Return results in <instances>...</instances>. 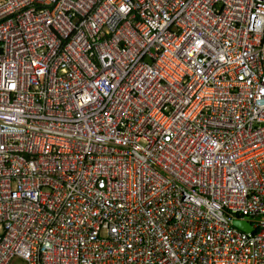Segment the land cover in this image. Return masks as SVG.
I'll return each mask as SVG.
<instances>
[{
    "label": "built area",
    "instance_id": "1",
    "mask_svg": "<svg viewBox=\"0 0 264 264\" xmlns=\"http://www.w3.org/2000/svg\"><path fill=\"white\" fill-rule=\"evenodd\" d=\"M0 264H264V0H0Z\"/></svg>",
    "mask_w": 264,
    "mask_h": 264
},
{
    "label": "water",
    "instance_id": "2",
    "mask_svg": "<svg viewBox=\"0 0 264 264\" xmlns=\"http://www.w3.org/2000/svg\"><path fill=\"white\" fill-rule=\"evenodd\" d=\"M232 224L242 231H245V232L251 231V226L249 225V223H247L245 221L233 220Z\"/></svg>",
    "mask_w": 264,
    "mask_h": 264
}]
</instances>
